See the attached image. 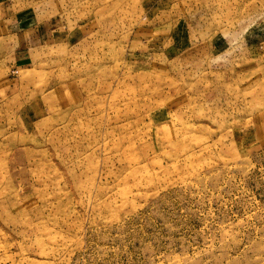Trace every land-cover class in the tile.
Returning <instances> with one entry per match:
<instances>
[{
	"label": "rangeland",
	"instance_id": "rangeland-1",
	"mask_svg": "<svg viewBox=\"0 0 264 264\" xmlns=\"http://www.w3.org/2000/svg\"><path fill=\"white\" fill-rule=\"evenodd\" d=\"M0 264H264V0H0Z\"/></svg>",
	"mask_w": 264,
	"mask_h": 264
},
{
	"label": "crops",
	"instance_id": "crops-1",
	"mask_svg": "<svg viewBox=\"0 0 264 264\" xmlns=\"http://www.w3.org/2000/svg\"><path fill=\"white\" fill-rule=\"evenodd\" d=\"M19 12L18 20H17V30L19 32L13 31L15 33V49H14V62L21 63L24 59H26V54L28 50L35 45H41L42 43H46L52 39H56V41L67 40L70 41L71 38L75 39L78 35L75 34L74 30L77 26L67 27L63 30L65 25H54L48 26V19L50 15L46 17L39 18L35 24H32L31 19L26 21L27 16ZM14 15V14H13ZM11 17V16H10ZM54 19V18H52ZM12 20V19H10ZM55 22V21H54ZM13 26L15 24H12ZM10 26V25H9Z\"/></svg>",
	"mask_w": 264,
	"mask_h": 264
}]
</instances>
